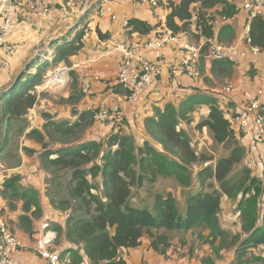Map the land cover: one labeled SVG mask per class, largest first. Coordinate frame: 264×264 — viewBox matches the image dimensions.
Here are the masks:
<instances>
[{
	"label": "trees",
	"instance_id": "obj_1",
	"mask_svg": "<svg viewBox=\"0 0 264 264\" xmlns=\"http://www.w3.org/2000/svg\"><path fill=\"white\" fill-rule=\"evenodd\" d=\"M217 2L181 0L176 3L171 0L167 28L174 34H182L195 22L197 30L205 38H212L213 27L209 25L203 10L217 8V16L224 17H231L236 12L233 7L216 5ZM129 29L131 33L147 36L154 27L142 20L132 19ZM97 32L102 40L108 38L99 30ZM231 35V27L225 24L218 31L217 40L224 43ZM84 36V30L80 31L72 42L57 47L53 63L61 65L77 56L84 47ZM250 37L252 46L264 50V18L252 20ZM48 62L39 66L35 75L28 77L25 82H19L0 97V111L7 133L9 130L14 131L10 123L12 120L23 118L28 110L38 106L45 79L55 73L49 72L43 80L44 72L50 67ZM233 69L230 61L212 62V74L215 77H230ZM179 71L185 76L181 69ZM250 71L256 79L257 71ZM161 79L156 78L148 94L155 90ZM113 89L119 88L114 86ZM195 90L178 106L169 103L164 109H155L154 115L145 119L144 131L159 142L162 151L143 138L127 131L121 132L126 125L130 126L127 123L128 116L123 127L110 129L105 135V139L106 136L109 138L107 141L102 139L104 137L93 135L97 128L94 114L90 111L82 112L75 123L56 121L50 115H44L46 120L43 128L26 131L29 140L42 146L40 152L24 148L29 156L38 152L34 166L43 171L44 180L51 178L52 185L60 187L58 194L63 192L62 195L54 193L53 196H44L48 197L51 208L61 217L52 226L53 230L62 239L61 243L70 246L62 251L61 248L55 249L56 243L53 248L61 253L65 264H128L122 251L139 248L144 238L148 239L150 250L165 256L174 239L190 231H197L199 238L212 250V257L204 264H215L216 259L221 261L230 252L234 259L229 264H264V259L253 255L255 248L264 246V218H261L264 209V144L255 137L254 129L240 135L235 133L231 116L237 114L240 108L234 109L229 116L221 107L220 99ZM198 107L208 108L209 113L196 129L201 131L207 128L217 144L231 146L230 156L218 160L214 167L208 166L199 171L202 190L188 198L184 215L180 213L171 193L155 197V214L134 208L129 203L133 188L141 187L146 182L154 184L159 178H175L182 186L189 188L193 182L190 166L213 161L193 150L187 132L181 127L184 123H192L190 116ZM90 121L89 139L76 144L69 143L84 133ZM244 138L250 139V146L241 144ZM7 144L8 136L4 137L3 148L0 147V160L4 157ZM240 163L245 166L241 175L244 174L243 178L238 180L237 177H230L235 166ZM20 167L11 169L15 171L8 178L13 177L4 182L0 189L3 196L11 194L12 199L21 203L19 227L32 233L35 222L44 217L43 207L37 187L25 186L19 177L17 170ZM59 172L66 173L68 180L65 183L59 182L60 178L56 177ZM93 180L98 182L99 187L93 184ZM209 181L218 184L213 192L206 190ZM46 184L49 185L47 181ZM225 199L238 202L237 211L243 224L241 232L235 230L236 223L225 213ZM205 231L209 232L207 237L204 236ZM240 233L246 234L247 238L241 241ZM249 253H252V257H248Z\"/></svg>",
	"mask_w": 264,
	"mask_h": 264
},
{
	"label": "crops",
	"instance_id": "obj_2",
	"mask_svg": "<svg viewBox=\"0 0 264 264\" xmlns=\"http://www.w3.org/2000/svg\"><path fill=\"white\" fill-rule=\"evenodd\" d=\"M132 1L133 0H124L122 2L114 1V5L116 7V12L118 15V20L116 22L111 21V19L108 17L104 19H99L96 15H93L94 12L91 13L92 15H90L91 17L87 21V25L84 29V47L79 52V54L71 58V60L73 62H87V67L100 76L101 82L94 83L92 86L91 95L85 96L82 93L81 82L83 72L81 70L74 72L76 79L75 81H77L78 83L82 97L80 99H76L75 105L71 106L68 101H72V97L70 96L72 90L69 88V90L65 92L67 93L65 100L67 101L68 105L62 107L60 113H58V117L64 118L65 115V118H67L68 116H72L71 110L74 109L77 114L73 119L78 118V116L82 112H86L88 109L91 108L94 109L104 101H108L109 103L114 104H120L123 105V107L127 110V123L130 125H126L124 127L125 131L129 132L134 136H138L140 139H145L156 149L162 151V146L159 144V142L153 140L150 136L147 135L146 131H144L145 119L153 116L155 109H164V107L169 103L178 106L189 95L194 94L196 92L195 89H199L201 91L200 93L212 95L213 97H216V99H220L221 107L224 109V111H227L229 116H231L234 112V109H239L244 101L251 99L254 96L257 80L255 79V77H253L250 70L254 69L257 71V73L258 71L264 70V50H261V55L257 59L254 66L251 65V60L249 58L242 62L240 67L234 68L230 77H223L226 80L227 84H231L235 88V92L233 94L228 95L224 94V90H219V88L214 89L213 86L210 85L213 83L210 81L214 78V75L212 74L211 62L205 60V64L203 66L201 65V73L203 75V79H201V81L199 82H193L186 76L181 74V72L179 71L180 67L177 66V63H179L180 61V57L168 48L164 51L149 55V58L154 61H159L160 63H168L166 69L164 70V74L159 85L155 88V90L151 91V93H145L133 106H127L124 102V96L121 90L112 89L114 87L113 85L116 84L114 79L119 68L120 58L110 55V51L108 50V48H110L111 45L126 42L131 38L141 37L144 40H150L154 38L156 32L162 30L163 28V25H161L160 23L161 16H167L171 12L170 10L164 12H153L151 9H149V7H144L138 12L137 15L134 16L131 14ZM173 1L179 3L181 0ZM47 2L51 3L50 0H47ZM162 2L165 3L166 0H162ZM198 7H200L199 4ZM198 9L199 8H197L196 11H198ZM219 11H221V9H219ZM64 12V9H61L60 11L55 10L50 16H47V18L45 19L36 17L28 19L23 25H21L19 32L8 36L6 41L11 44H16L21 39H23L24 36L27 35H29L31 40L33 38H36V36H40L43 32V35H51V33H49V30L47 31V29H50L54 26L58 27L63 25L68 27L67 21H63L64 19H62V17L65 16ZM156 13L158 16L156 15ZM203 13L206 15L208 21L212 16H221H217V8L203 10ZM227 18L228 21L224 23V25L226 24L227 26L231 27L233 35H231V37H229V40H226L224 43L227 45L239 44L242 46L243 49H246L247 46L242 41L244 28L247 23L246 13L235 12L233 16ZM132 19H139L144 22H147L152 27H154V30L151 34L147 36H141L137 33H131L130 29H125L123 27V23L125 20L130 21ZM179 24L181 25V23ZM63 26L59 27L58 31H62V33L60 34L66 33V29L65 27L63 28ZM98 30L102 35L108 36V38L102 40L98 35ZM58 31L56 32L58 33ZM188 32H190V35L193 34L196 37V40H194V42L196 43H198L201 38H205L201 34V32L197 30L195 22H192V25L189 27L186 33ZM10 62L11 58L9 56V53H6L3 49L0 48V76L2 77V83L6 82V76L8 74V69L10 68ZM85 68L86 67L84 66L83 71L85 70ZM206 78L210 80L209 83H206ZM51 105L54 104L52 103ZM262 106L264 109V100L262 102ZM208 113V108L198 107L196 111L191 115L192 123L189 125L184 123L181 126L187 132L191 140L192 148L196 147V151H202L207 149L209 152H211L210 148L219 145L214 141L212 133L207 128H204L201 131L196 129L197 125L207 118ZM52 114L53 116H55L54 113ZM93 135L105 137L106 133L96 130ZM241 144L250 146V139L244 138ZM34 150L36 151V149ZM37 154L38 153H34V155ZM229 156L230 155H226L222 158H227ZM21 158L22 161L26 163L27 157L21 156ZM217 159V157L214 158V164L217 163ZM32 160L33 159L29 158L27 162H31ZM11 169L12 168L3 169V174L0 175V180L3 179V183L5 182V179L11 173H13V171H15ZM154 185L156 187H159L160 185V188L162 189L164 186H166V190L164 192H158L164 193L163 195L171 193L174 199L176 200L180 213H182L183 215L187 210V198L189 196L198 194L202 190L200 182L197 179L194 180V185L190 189L182 187L178 180L175 178H159L154 183ZM170 186H173L172 189L169 188ZM38 191L40 192L41 196V203L43 207L44 216V206L48 207L49 201L48 199H45L46 197L43 193H41L40 189H38ZM180 193H183V195H181ZM1 195L2 193L0 194V200ZM46 200L48 202H46ZM237 203V201H228V199H225L224 210L227 217H230L233 223H236L235 230L241 232L243 224L237 211ZM153 204L155 205V203ZM132 205L134 208L137 209L146 208L140 203ZM45 222V220L43 222L41 220L40 222H35L34 230L32 231V233L22 230L19 227V222L17 230L11 227L12 231L16 234V236L19 237V239L24 245V248H22L16 255L17 259L22 263L45 264V262L39 256H37V253L35 251V243L41 235V227ZM208 235L209 232L205 231L204 236L207 237ZM245 238H247V235L243 234V237L241 239L243 240ZM66 247L70 246L66 243H60V245H56L55 249H62L63 251L64 249H66ZM122 255L128 264H204V262L207 261L208 258L212 257V250L208 245H205L204 242L199 238V234L197 231H190L188 233H184L176 237L172 243V247L168 250L165 256H160L150 250L149 241L146 238H144L143 243L139 248L123 250ZM248 257H252V253H249ZM233 259L234 255L230 252V254H228L226 258L222 259L221 261L216 259L215 264H229L231 261L233 262ZM62 264H65L63 260Z\"/></svg>",
	"mask_w": 264,
	"mask_h": 264
},
{
	"label": "built area",
	"instance_id": "obj_3",
	"mask_svg": "<svg viewBox=\"0 0 264 264\" xmlns=\"http://www.w3.org/2000/svg\"><path fill=\"white\" fill-rule=\"evenodd\" d=\"M114 1L124 0H94L90 2L84 13L94 11L99 19L106 17L116 22L118 15ZM225 7H233L237 13L244 12L247 15V23L244 28L243 43L247 46L243 49L239 44H224L217 40L218 31L228 21L227 17H210L209 25L213 27L214 36L210 39L201 38L196 43L190 39L188 33L174 34L167 28V17L162 15L160 19L162 30L156 32L155 37L144 40L141 37L111 45L108 50L110 55L120 58V64L115 76L117 86L124 96L127 106H133L155 83L157 77H162L168 63H160L149 58L150 54L171 49L180 57L178 67L185 76L193 82L203 79L201 73V61L209 62L230 61L233 67H240L242 62L249 59L251 65H255L261 55L258 47L252 46L250 37L251 22L253 19L264 18V0H221ZM98 5L95 10L93 6ZM144 7H149L153 12L169 11L170 7L162 0H133L131 14L137 15ZM55 7L47 0H0V48L6 53L16 50L17 46L9 45L6 41L9 35L19 31L21 25L32 17L45 19L50 16ZM80 14V17L84 14ZM88 14V13H87ZM157 15V13H156ZM158 16V15H157ZM81 27V25H80ZM125 29H129V21L123 23ZM85 28H83L84 30ZM82 30V31H83ZM87 62L63 63L55 73L45 79L44 87L40 94H64L72 84V73L81 70L82 93L89 96L92 86L101 82L100 76L87 67ZM86 67L83 71V67ZM172 67V66H171ZM255 94L251 99L244 101L237 114L231 116L232 127L237 135L253 130L255 137L264 144V115L262 102L264 100V70L258 71ZM224 94H233L235 88L232 85L225 87ZM37 106L34 111L37 112ZM93 112L96 130L105 132L110 129H119L124 126L127 118V110L120 104L104 101L96 108L88 109ZM264 218V209L261 214ZM59 239L58 233L52 226L45 222L41 227V235L35 243V251L45 264H62L61 253L54 251V246ZM24 248L22 241L12 233L6 220L0 215V264H24L17 259V253ZM256 257L264 259V246H258L253 250Z\"/></svg>",
	"mask_w": 264,
	"mask_h": 264
},
{
	"label": "rangeland",
	"instance_id": "obj_4",
	"mask_svg": "<svg viewBox=\"0 0 264 264\" xmlns=\"http://www.w3.org/2000/svg\"><path fill=\"white\" fill-rule=\"evenodd\" d=\"M50 1L52 5L55 7V10H59V11L61 9L65 10L64 12L65 16L62 17V19H64L63 21H67L68 27L63 26V25L61 26H63V28L65 27L66 33L60 34L62 33V31H58V30H59V27L61 26L51 27L50 25L51 28L50 29L48 28L47 31L49 30V33H51V35H45V34L43 35L44 33L43 32L40 36H36V38H33L32 40L29 37V35H27V36H24L23 39H21L16 44L8 43L9 45H14V47L17 46L18 48H16V50L10 52L9 54L11 58V62H10V68L8 69V74L6 76L5 83H2L3 82L1 80L2 77L0 76V97L3 94H6L8 90L15 87L19 82L21 81L25 82L28 77L35 75L37 73L38 67L41 65L42 66L45 65L47 61H49L48 63L50 64L49 65L50 67H48L46 72H44L43 80H44V77H46L49 72L51 71L56 72L59 66H61L59 65L60 63H53V60L56 57L57 47L64 45L67 42H72V40L79 34V32L82 31L83 28L86 27L87 21L90 19L91 17L90 15H92L91 13L94 12L91 10L89 12L84 13L87 6L90 5V2L94 0H50ZM170 1L171 0H166V3L169 5ZM219 4H222L221 0H218L216 5H219ZM97 6L98 5L93 6L94 7L93 10H95ZM82 13L84 14L80 17V14ZM56 31H58V33ZM188 33L190 35V32ZM190 39L194 41L196 40V37L193 34H191ZM71 61L72 60L70 59L69 62H65V63L69 64L71 63ZM205 62H206L205 59H202L201 65L203 66ZM71 76H72V81H73L72 84L70 85V89L72 90V92L70 93V96L72 97V101L71 102L68 101V103L72 106V105H75L76 99H80L82 97V94L79 90L77 81H75L76 80L75 74L72 73ZM209 81L210 80L206 78V83H209ZM210 82H213L210 85L213 86L214 89L219 88V90H224L225 87H228V85H231V84H227L226 80L222 76L221 77L214 76L213 80H211ZM113 86H110V87H113ZM66 96H67V93H64L63 95L49 94V93L42 94L40 96V100L37 106L38 110L35 108L37 112L34 111V109H31V110H28L27 115H25L23 118H20L19 120L18 119L12 120L10 123L11 125H13L14 131L12 132L11 130H9L8 131L9 133L5 131V128L7 127L4 126L5 122L2 120V114L0 111V147L3 148L4 137L8 136V144L6 145V148L4 150L5 154H4V157L0 160V165H2L0 166V175L3 174V169H10V168L21 166L20 169L17 170V172H18L19 177L22 178V181L24 182L25 186L37 187V189H40L41 193L47 194V196H49V194L53 196L54 193L58 194L60 187L55 188V186L52 185L51 178L50 180L48 178H45L44 180L43 171L41 169L38 170V168L34 166L33 163L37 161L34 159H36L38 155L29 156L27 154L28 152L25 149L27 150L37 149L36 151L40 152L42 150V146L38 145L35 141L29 140L26 136V133L30 132L31 128L32 129L33 128L34 129L43 128L45 124V120H46L44 115H50L56 121L68 120L72 123L77 122L79 120V116L78 118L73 119L75 115L77 114V112L74 109L71 110L72 116H68L69 118L68 117L65 118V115H64V118L58 117L59 115L58 113H60L62 107L68 105L67 101L65 100ZM52 103L54 105H51ZM0 110H1V105H0ZM52 113H54L55 116H53ZM90 123L91 121L88 122L87 127L84 130V133H81V135H79L77 138L70 140L69 143L76 144V143H80L82 141L88 140L89 136L91 135V131H90L91 124ZM121 132H125L124 128H122ZM111 134L112 133L108 134V137ZM102 139L107 141L109 138L107 139V136H106V139L105 137ZM230 147L231 146L216 145L213 148H210L211 152H209L207 149L202 150V151H196V147H194L193 150L197 152L198 155H204L205 157L212 158L213 160L215 157H217L218 158L217 161H218L222 157L226 155H230L231 153ZM51 148H54V146ZM21 156L27 157L26 163L22 161ZM28 157L33 160L31 162H27V160L29 159ZM215 165L216 163L214 164V161H211L208 163L198 162L197 164L190 166V172H191L190 174H191V178L193 177V182H192V186L186 189H190L193 187L195 179H197L200 182L198 174L201 169H204L208 166L214 167ZM244 167L245 166L243 163L236 165L230 177H233V178L237 177L238 180L242 179L244 174L242 177L241 175L243 173L242 171H244ZM12 177L13 176H11L10 178L7 177L8 179L6 178L5 182L11 179ZM56 177L60 178L59 182L61 183H65L68 180L66 179L67 175L65 172L57 173ZM46 181L49 185L46 184ZM3 184L4 183L2 179L0 180V185L2 186ZM93 184L96 187H99V184L98 182H96V180H93ZM160 187H161L160 185L159 187L158 186L156 187L154 184H150L146 182L141 187L133 188L132 197L129 202L130 205L133 206L132 204L140 203L142 206L146 207L143 210H149L151 213L155 214V208L153 204L155 203V197L157 195H163L164 193H159V192H164L166 190V186H164L163 189ZM172 187L173 186H170L169 188L172 189ZM216 187H218V184L215 181H209L206 186V190L208 192H213L214 188ZM1 193H2L1 196L5 202L2 201V198H1L0 213L2 216L5 217L10 230L12 231L11 227L17 230L19 216L22 215V205L21 203L18 204L16 200L12 199L11 194L3 196L2 189H0V194ZM62 194L63 192L61 191L58 195H62ZM180 194L183 195V193H180ZM47 196H45L46 197L45 199H48ZM48 201L46 200V202ZM13 204H16L17 206L16 207L11 206ZM44 207H45L44 209L45 213L41 221L43 222L45 220L44 218L47 219V217H50L51 219H48L49 221L48 220H45V221L49 223L51 226H54L59 220H61V217H59L58 214H56L53 211V209L50 206V202L48 204L49 208L46 206ZM242 237H243V234H241V238ZM61 241L62 239L59 237L57 245H60Z\"/></svg>",
	"mask_w": 264,
	"mask_h": 264
}]
</instances>
